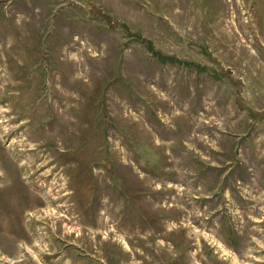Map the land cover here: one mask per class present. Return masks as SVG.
<instances>
[{
    "label": "rangeland",
    "instance_id": "obj_1",
    "mask_svg": "<svg viewBox=\"0 0 264 264\" xmlns=\"http://www.w3.org/2000/svg\"><path fill=\"white\" fill-rule=\"evenodd\" d=\"M0 264H264V0H0Z\"/></svg>",
    "mask_w": 264,
    "mask_h": 264
}]
</instances>
